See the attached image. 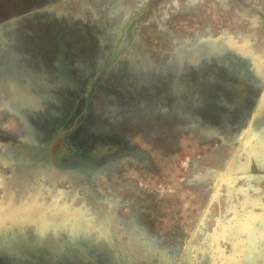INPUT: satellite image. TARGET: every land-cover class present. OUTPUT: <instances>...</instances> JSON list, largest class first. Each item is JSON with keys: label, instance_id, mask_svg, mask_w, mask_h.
Segmentation results:
<instances>
[{"label": "rangeland", "instance_id": "374dc122", "mask_svg": "<svg viewBox=\"0 0 264 264\" xmlns=\"http://www.w3.org/2000/svg\"><path fill=\"white\" fill-rule=\"evenodd\" d=\"M147 1L0 0V264H264V0Z\"/></svg>", "mask_w": 264, "mask_h": 264}, {"label": "flooded vegetation", "instance_id": "af4514ba", "mask_svg": "<svg viewBox=\"0 0 264 264\" xmlns=\"http://www.w3.org/2000/svg\"><path fill=\"white\" fill-rule=\"evenodd\" d=\"M149 1L146 0V4L148 3ZM138 12L140 11V9L137 10ZM133 17H135V15H133L132 17H129L127 19V22L125 23V25L123 26L122 28V37L125 36L126 34V31L129 29V26H130V22L131 20L133 19ZM121 38V37H120ZM53 41H54V46L56 47V52L57 54H55V57L53 58L54 60V63H55V66L57 69L59 70H62V61L64 59V49L61 45H59L58 41L59 39L58 38H53ZM116 53V48H114L112 50V55L109 56V57H112L114 54ZM57 57H60L61 58V61H59L57 63ZM106 63H109L108 61ZM60 65V67H57V65ZM60 133V132H59ZM52 149L50 150L49 152V157L47 156V159H49L50 161L54 162L55 160H57L58 158H65L67 160H70L71 158L74 159V156L72 154V151L77 153V154H82L83 152L79 149V148H75L72 143H71V140L69 138V135L66 134L64 136H61L60 138H56L52 144ZM44 147V146H43ZM50 147V146H49ZM115 149L111 148L110 147H107L106 148V154H111L112 151H114ZM120 150H125L123 147L120 149ZM92 153L90 154V160L92 161L94 157H92ZM121 258V257H120ZM168 264V263H166Z\"/></svg>", "mask_w": 264, "mask_h": 264}]
</instances>
